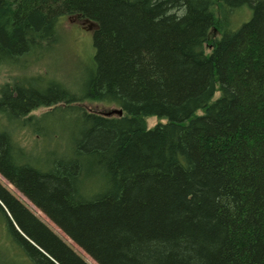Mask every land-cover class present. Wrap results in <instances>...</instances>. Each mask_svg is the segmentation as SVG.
I'll return each mask as SVG.
<instances>
[{"label":"trees","instance_id":"obj_1","mask_svg":"<svg viewBox=\"0 0 264 264\" xmlns=\"http://www.w3.org/2000/svg\"><path fill=\"white\" fill-rule=\"evenodd\" d=\"M64 15L95 24L94 53L74 88L0 86V176L97 264H264V0H0V66ZM0 215L33 264H89L1 184Z\"/></svg>","mask_w":264,"mask_h":264},{"label":"rangeland","instance_id":"obj_2","mask_svg":"<svg viewBox=\"0 0 264 264\" xmlns=\"http://www.w3.org/2000/svg\"><path fill=\"white\" fill-rule=\"evenodd\" d=\"M244 11L248 14L247 10ZM234 17V20H239L243 17V22L249 19V17L244 18L245 15L243 14H236ZM240 25L231 29H237ZM94 26V23L79 19L75 15H64L60 17L56 27L58 40L49 48L42 47L36 49L33 54L22 58L19 62L21 65L19 63L16 65H1L0 86L6 81H10L13 77L38 73L41 75L44 74L47 77H52L66 87L74 88V85H78L81 81L84 73V66H88L89 64H86L88 54H90L91 51L94 53L92 45V29ZM80 105L83 106L84 109L92 112L107 116L116 115L117 107L114 105L90 101H84ZM49 110V107H39L32 111V114L41 116ZM199 113H201V111H199ZM0 121H2V118H0ZM158 121L157 117L152 116L146 119V124L148 127H151ZM17 137L24 147L32 149L39 154L41 148L47 149L49 146L54 149L59 146V144H63L62 141H58L54 138L52 141L45 140L41 142L43 139L42 137H37L31 131L25 129L19 131ZM0 184L23 203L30 212L36 215L40 221L45 223L55 234L68 243L86 262L89 264H97L73 242H70L67 236L55 224L42 213L38 212V209L22 193L16 188L9 186V183L4 177L0 176ZM5 225V221L0 215V264H33L22 250L12 242Z\"/></svg>","mask_w":264,"mask_h":264},{"label":"water","instance_id":"obj_3","mask_svg":"<svg viewBox=\"0 0 264 264\" xmlns=\"http://www.w3.org/2000/svg\"><path fill=\"white\" fill-rule=\"evenodd\" d=\"M121 112H122V111H121L120 109H117V110H116V114H119V115H120Z\"/></svg>","mask_w":264,"mask_h":264},{"label":"bare ground","instance_id":"obj_4","mask_svg":"<svg viewBox=\"0 0 264 264\" xmlns=\"http://www.w3.org/2000/svg\"><path fill=\"white\" fill-rule=\"evenodd\" d=\"M96 26H94V28H95Z\"/></svg>","mask_w":264,"mask_h":264}]
</instances>
